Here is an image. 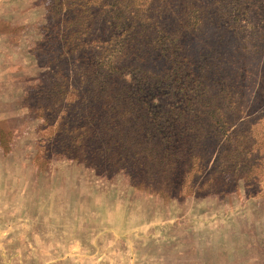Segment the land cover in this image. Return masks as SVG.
Listing matches in <instances>:
<instances>
[{"label":"rangeland","instance_id":"rangeland-1","mask_svg":"<svg viewBox=\"0 0 264 264\" xmlns=\"http://www.w3.org/2000/svg\"><path fill=\"white\" fill-rule=\"evenodd\" d=\"M0 264H264V0H0Z\"/></svg>","mask_w":264,"mask_h":264}]
</instances>
